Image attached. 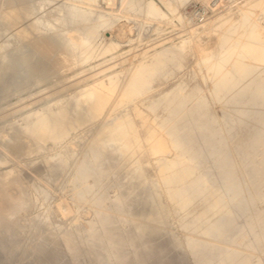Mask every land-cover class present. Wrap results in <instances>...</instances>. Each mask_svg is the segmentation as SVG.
<instances>
[{"label": "bare ground", "instance_id": "bare-ground-1", "mask_svg": "<svg viewBox=\"0 0 264 264\" xmlns=\"http://www.w3.org/2000/svg\"><path fill=\"white\" fill-rule=\"evenodd\" d=\"M13 1L3 0L0 15L2 95L118 48L109 40L99 45L111 21L107 12L92 17L96 0H64L59 12L69 20L57 30L43 4ZM117 1L130 18L138 13L156 22L165 16L153 2ZM180 1L162 2L175 15ZM219 1L210 0L212 6ZM254 6L264 12V0ZM252 17L242 13L241 28L221 36L218 53L195 46L199 65L213 80L212 93L232 106V118L216 120L201 97L178 93L164 102L161 126L152 127L137 102L176 59L163 51L141 61L123 86L120 73L94 80L25 115L22 124L0 129V166L10 158L27 164L36 157L31 167L48 186L75 157L77 134L100 123L69 187L72 198L91 211L85 224L23 218L32 205L29 187L14 169L0 173V197L10 209H0V264L29 255L27 264H255L253 254L264 245V216L254 209L264 203V71H255L264 67V29ZM148 167L155 168V178L147 177ZM195 205L197 213L191 211ZM171 224L187 235L176 236ZM28 227L32 235L25 240ZM242 244L247 253L239 250Z\"/></svg>", "mask_w": 264, "mask_h": 264}, {"label": "rangeland", "instance_id": "rangeland-1", "mask_svg": "<svg viewBox=\"0 0 264 264\" xmlns=\"http://www.w3.org/2000/svg\"><path fill=\"white\" fill-rule=\"evenodd\" d=\"M146 1L156 4L165 16L156 22L147 21L138 13L130 18L122 2L112 0L111 3L113 5L114 2L115 6H111L108 0H96L92 17L96 18L103 12H107V17L111 21V27L99 35V45L109 40L118 45L117 50L105 57L92 59L63 74L52 76L39 84L30 83L24 91L7 95L0 94V129L7 130L11 124H22L25 115L37 112L46 105H54L58 99L72 95L78 88L94 80L120 73V82L123 86L141 61L151 58L156 53H163V51H168V54L175 56L176 59L166 67L161 75L156 77L150 91L137 102V106L150 121L152 127L161 126V120L164 118L162 108L164 102L178 93L187 95L191 100L201 97L216 120L220 121L224 116L232 118V106L222 99L219 100L212 93L213 80L206 69L199 65V54L195 46L199 45L207 53H218L221 36L233 29L239 31L241 28L240 20L244 11L251 12L253 21L260 29H264V12L259 7H253L256 0H221L218 5L213 6L210 0H181L175 15L168 12L163 5V0ZM2 2L3 0H0V15L4 9ZM19 2L36 7L43 4L42 12L47 14L46 19L54 25L55 30L67 26L69 17L64 19L63 14L59 12V7L63 6L64 0L49 2L46 0H14L13 5ZM83 10L87 11V9ZM61 18L62 21L57 22ZM1 26L0 20V42L3 39ZM111 36L112 39L109 38ZM106 60L109 61L96 67ZM108 68L106 72L98 74ZM255 68L256 72L264 71L262 66H255ZM81 71H83L82 74L78 75ZM159 101L161 104L156 110L154 109V112H151L149 106H154L153 104ZM130 108L131 105L122 112L129 111ZM134 122L137 125L140 124L137 118H134ZM99 125L100 123H95L77 134L78 138L74 141L75 157L56 183L46 186L43 180L38 178L37 172L31 167V164L38 163L36 157L29 158L27 164L30 166L23 160L13 158L7 159V162L0 166V173L11 169L19 172L21 181L27 188L29 187L32 205L22 215L23 218L35 217L42 224L50 221L62 225H71L76 219L85 224L91 218V211L85 208L86 205L83 202L72 198L69 187L77 164L84 153L90 149ZM171 156L172 154H169L168 159ZM146 173L149 179L155 178L154 167H148ZM8 192L11 196L16 194L15 189L12 188ZM5 201V198L0 197V209L10 211ZM254 209L264 216V203H257ZM198 210V206L195 205L191 211L197 213ZM168 230L181 238L187 235V232L179 229L176 224L169 225ZM31 235L32 227H28L22 237L28 240ZM239 250L247 253L244 244L239 246ZM31 257L29 255L18 259L13 264L30 263ZM253 257L255 264H264V245L261 251L253 254Z\"/></svg>", "mask_w": 264, "mask_h": 264}]
</instances>
